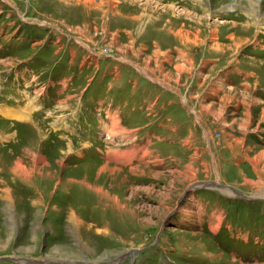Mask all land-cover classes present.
I'll return each mask as SVG.
<instances>
[{"label": "rangeland", "instance_id": "obj_1", "mask_svg": "<svg viewBox=\"0 0 264 264\" xmlns=\"http://www.w3.org/2000/svg\"><path fill=\"white\" fill-rule=\"evenodd\" d=\"M8 107L0 264H264V0H0Z\"/></svg>", "mask_w": 264, "mask_h": 264}, {"label": "crops", "instance_id": "obj_2", "mask_svg": "<svg viewBox=\"0 0 264 264\" xmlns=\"http://www.w3.org/2000/svg\"><path fill=\"white\" fill-rule=\"evenodd\" d=\"M88 45V44H87ZM85 47H86V44H85ZM151 71V70H150ZM152 72V71H151ZM153 73V72H152ZM153 76V75H152ZM132 81V80H131ZM159 81H162V80H159ZM132 85L130 86L131 87V89L133 90L134 88H136V83H131ZM160 84H162V85H164L163 83H160ZM166 86H169V85H167L166 84ZM172 88V87H171ZM231 88V87H230ZM171 90H173L174 92L176 91V90H174V89H171ZM180 92H177V96H178V98L179 99H181V101H182V104L184 103L185 104V106L188 108V107H191L192 108V104L190 105V104H187L186 103V98L185 97H183L184 99H182V97H181V95L179 94ZM131 97L132 98H135V95L134 94H132L131 95ZM133 100H130V102L129 103H131ZM61 105H64V103H61ZM190 108V109H191ZM11 109V110H10ZM6 111H11V112H14V113H17V114H24L23 115V117L25 116V112L23 111H21L19 108H15V107H13V108H6L5 109ZM192 110V109H191ZM13 119H17V118H13ZM13 119H11V120H13ZM20 122L21 123H25V124H30L29 126L31 127V128H35L36 127V121H35V118H32V119H29V120H27V121H23V119L22 120H20ZM203 125V123L201 124V130H202V133H204V132H206L207 131V129H206V127H204V126H202ZM37 126H40V125H37ZM39 128V127H38ZM39 130H40V128H39ZM206 135V134H205ZM205 140V139H204ZM139 146H141V144L139 145ZM208 151H209V149H208ZM211 154H214V152L211 150ZM212 157H214V156H212Z\"/></svg>", "mask_w": 264, "mask_h": 264}, {"label": "bare ground", "instance_id": "obj_3", "mask_svg": "<svg viewBox=\"0 0 264 264\" xmlns=\"http://www.w3.org/2000/svg\"><path fill=\"white\" fill-rule=\"evenodd\" d=\"M0 115H2L3 117H5V118H11V119H13L14 117H15V113H12L11 111H4V110H0ZM210 134V133H209ZM22 170V172L23 173H21L22 174V176L24 175V176H34V174H30V173H28V171L27 170H24L23 168L21 169ZM19 172H20V170L18 169V170H16V172H15V174H19ZM36 175H37V172H36ZM23 176V177H24ZM43 178H44V176H43ZM28 179V178H27ZM31 180V179H30ZM206 184V183H205ZM204 184V185H205ZM216 184H219V183H216ZM221 185V184H220ZM212 186V185H211ZM222 188H221V190L222 189H227L228 187L226 186V185H222L221 186ZM213 188H215V187H213ZM232 191H234V192H236V193H238L235 189H233V188H230ZM220 190V189H219ZM225 191V190H224ZM261 196V195H260ZM29 261H35V260H28V261H26V263L27 262H29ZM43 261V260H42ZM45 262H47V261H45ZM35 263V262H34Z\"/></svg>", "mask_w": 264, "mask_h": 264}, {"label": "water", "instance_id": "obj_4", "mask_svg": "<svg viewBox=\"0 0 264 264\" xmlns=\"http://www.w3.org/2000/svg\"><path fill=\"white\" fill-rule=\"evenodd\" d=\"M215 185H216V188H222L221 186L222 185H220V184H216V183H214ZM250 198H252L253 199V197H250ZM31 262H36V263H39L40 261H29V262H27V263H31Z\"/></svg>", "mask_w": 264, "mask_h": 264}]
</instances>
